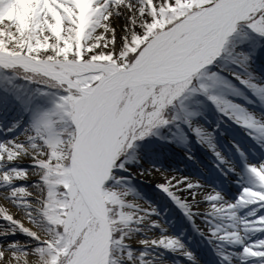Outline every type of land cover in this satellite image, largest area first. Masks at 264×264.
<instances>
[{
  "label": "snow or ice",
  "instance_id": "snow-or-ice-1",
  "mask_svg": "<svg viewBox=\"0 0 264 264\" xmlns=\"http://www.w3.org/2000/svg\"><path fill=\"white\" fill-rule=\"evenodd\" d=\"M57 2L59 3L60 0ZM178 3L180 0H139V7H135L133 0H110V2L109 0H97L93 4V12L103 9L102 13L93 16V19L102 26L97 27L96 23H92L85 32L84 38L80 40L82 51L77 55L76 46L73 44V53L68 55V61L71 64H80L90 70L84 71L82 76H72L68 83H64L62 88L57 89L61 95L55 110L44 113L35 122L34 135L28 137V145L16 142L10 145L0 144V184L12 186L17 181L28 179L27 170H4L6 165L13 164L24 156L31 157L32 166L40 170L41 184L45 185L39 219L28 211L25 213L28 217L25 223L18 220L8 208L0 207V220L7 222L13 230L11 233L2 235H14L15 232H19L34 242L32 245H22L19 241L0 242V264H34V261H39V264H116V250L111 246L108 248L105 261H97L88 254L90 247V242L86 240L88 229L79 227L78 218L85 213L92 214V207L89 203L90 192L94 190L98 196H103L110 191L117 190L116 185L119 180L115 175L116 170L125 169V161L135 148L137 141L153 135L158 129L168 128L179 122V117L173 115L170 110L176 107L177 102L185 97L186 93L203 94L219 108L221 101L210 93L209 86L201 82L198 87H193L194 83L200 79L202 71L212 65L226 50L225 45L229 42V38L240 32L242 28L264 37V0H208L206 10L190 23L186 24V17L181 16L168 24L163 32L155 28L160 21L161 10L174 9ZM121 9H127L130 13L129 25L125 27L124 34L117 38V30L112 24L114 17L121 14ZM57 11L63 15L62 9L57 8ZM76 11L78 14V9ZM138 17L142 22L138 23ZM44 18L45 15L42 13L38 22L43 23ZM47 20L49 24L54 23L51 16H47ZM180 26L186 28L193 38L186 39L185 33L177 31ZM45 36L49 37L50 45L54 43L51 30L46 31ZM196 38L207 41V47L180 66V80L167 106L153 111V122L140 129L134 138L125 143L122 154L107 164V172L103 178H94V173L105 164L102 150L105 140L116 134L114 126L101 128L99 122L94 119L97 110L103 106L107 96L119 91L125 82H130L138 74L145 72L158 58L169 55L173 46L181 45L184 48L195 46ZM7 47L9 51H13V44H7ZM63 48L64 42L60 41L55 51L49 47L47 52L42 53L39 58L56 57L63 60V55H60ZM15 51L21 52V49L16 48ZM27 52L28 48L25 47L21 54H27ZM32 55L35 56L36 53L32 52ZM244 59L247 60V57ZM101 60L105 62L104 66L92 70L91 66ZM109 61L115 65L114 69L108 64ZM0 67L15 70L14 67L5 63H0ZM105 68L115 71L116 77L109 78ZM78 80L80 81L78 86L70 87V84L75 85ZM241 83L246 84L247 81L242 80ZM187 115L195 116V113H187ZM53 122H55L54 131L58 138L65 143L70 141L77 146V152L74 155L71 154L72 150L68 149L70 153L68 162L64 169H57L61 172L60 175L52 174V168L59 161L53 159V149L46 142L47 133L43 134V139L40 138L42 127L51 128ZM184 122L193 128L197 137L204 136L199 127H193L191 120L185 118ZM240 122L245 127L260 132L264 137V123L258 124L253 117ZM29 145L34 149L40 146L43 159L36 151L29 154L27 151ZM209 146L212 147L211 144ZM97 147L101 150L93 160L92 152ZM213 151H215L214 147ZM216 155L221 158L219 152ZM49 161H51V167ZM248 170L256 182L261 184L255 173L257 170L264 171V165L250 166ZM147 175L159 177L157 187L171 198L189 220H192L194 215L193 204L200 196L209 204V213L220 211L222 195L218 192H205L198 182L186 181L182 177L177 178L160 169H154ZM48 181L57 182L55 189L47 183ZM109 181L111 184L106 187V182ZM253 191L261 193L259 205H264V186H259L258 190ZM130 192L131 189H127L123 199L124 210L130 213L125 217L127 222L140 224L148 217L158 215L154 208L143 209L137 203L128 202L126 198ZM181 192H188L193 204L182 200L179 195ZM21 193L27 197L28 189L15 188L10 192V201L17 207L30 205L28 199L26 203H17ZM53 193L55 199H53ZM244 203H250L246 190L237 203L231 204V207L236 209ZM259 222L260 225H264V217L259 218ZM152 227L160 228V225L153 223ZM260 230L264 231V228ZM77 231H79L78 236ZM211 235L215 239L217 232L213 231ZM128 239L129 236L123 232L112 234V243L118 246L119 253L126 255L131 261L133 253L127 251ZM220 239L227 241L229 237L220 236ZM140 243L145 247L159 246L169 251H181L191 264H196L194 254L186 250L177 239L165 237L159 240H141ZM234 244H240L238 237L234 239ZM242 258L245 264L248 259L264 260V241L244 247ZM223 260L226 264H231L229 256L224 255Z\"/></svg>",
  "mask_w": 264,
  "mask_h": 264
},
{
  "label": "rangeland",
  "instance_id": "rangeland-1",
  "mask_svg": "<svg viewBox=\"0 0 264 264\" xmlns=\"http://www.w3.org/2000/svg\"><path fill=\"white\" fill-rule=\"evenodd\" d=\"M70 2L74 4L73 0H71ZM207 2L208 0H195V2H193V4L190 6H185L183 8L175 10L163 11L162 21L158 22L155 25V28H159L160 30L163 29L166 24L165 18L168 15H172L175 12L181 10L186 13L184 15L185 17L196 8L202 9L203 6L207 4ZM7 16V11H5V9L1 8L0 6V21L8 18ZM87 29L88 28L85 27L83 33L73 30H65L66 34L68 35V40L65 48L66 50H62L60 55H63V57L66 56L67 51L72 54L73 44H75L76 46V54L78 55L81 50L80 40L84 38V34ZM252 35L253 37L257 38L260 37L259 35L251 33L244 28H242L240 32L230 37L231 39H229V42L225 45L226 50L223 52L224 56H227L226 61L220 60V58L218 57L212 65L207 66L202 71L200 79L197 80L193 85V87H198L201 82L207 84L209 86L210 93L216 96L221 101L219 108L211 100L209 102L206 99L202 98L200 93H186L185 97L181 98V100L177 102L179 106L184 109V112L186 114L195 113V116L187 115L186 118L188 120H191L193 127H199L203 131L205 137H215L216 133H224L225 131L222 129H215V122L218 123L219 119L222 118V116H228L230 112H234L235 115L239 117L240 121H244L249 117H253L256 119L258 124L264 122V97L259 95L256 91L258 89L264 90V66L263 69H260V67H258L256 64L258 60L264 59V48H262L259 44L253 43V41L250 39ZM205 44L207 45V41L201 40L198 43L197 47L192 50L191 56L198 54L205 46ZM251 46H253V49ZM244 57H247V60H245ZM227 59H235V62L233 64H229ZM100 64L103 65L105 64V62L99 61L98 63L92 65L91 69L94 70L99 68ZM226 64H228L226 67L229 69V71H231V75L233 78L226 76L224 72L220 71V68L225 66ZM53 66L56 68H61L58 63L53 64ZM87 70L90 69L87 67L77 66L73 68L72 71L65 72V74L67 75V77L71 78L72 76H82L83 72ZM0 71V142L2 143L3 138L5 137L7 132L11 131L13 128L17 129V132H22L23 130L28 129V127L30 128L29 130L34 129L33 125L40 118V116H42L44 113H50L55 110L56 104L59 102L61 93L57 90H50L49 88L41 87L39 88L40 94L42 95L41 101L34 102L31 100V102H28L30 101V99H28L29 97L26 95V92L21 93L20 89L18 90L17 94L15 90H12L13 92L10 90L12 83L2 77V75H7L6 70L0 67ZM25 71H28L31 74H36V72L32 70ZM47 75L51 78L59 80L62 84H64V78L60 77L59 75L56 76L51 73H47ZM179 80L180 78L173 79L172 81L167 83H143L125 88V90L121 93L120 97L117 100V105L113 110V114L110 117L109 124L107 126V128L114 126L116 128V134L113 137L107 138L105 140L102 149L104 152L105 164L100 169V176L104 175V171L107 172V164L113 162L116 158L119 157L120 154H122L125 143L129 141V139L134 138L140 129L149 126L150 123L153 122V111L161 110L163 106H167V102L171 98L174 88L178 84ZM242 80L247 81V83H241ZM77 82L78 84H80L79 80ZM10 91L14 94H11ZM254 97H256V100ZM192 98H195L196 100H193L192 102ZM247 103H250L251 105H253V107H248ZM214 112L215 115L212 114ZM96 120L99 122V126L101 128H105L102 116H98ZM227 127L230 128L229 130H231V132L235 130V128L230 127V125L228 124ZM243 127L245 126L241 122V126H239L238 129L241 128L240 130L251 136L252 140L254 138H261L256 135V133H250ZM54 129L55 122L52 123L51 128L42 127L41 137L44 138L43 134L47 133L46 142L49 144V147L53 149V156L57 157L62 166H65L70 158L68 149H71L73 151L71 142L65 143L61 141L55 134ZM172 129L170 128V130ZM174 129H177L176 131L178 132L179 127H175ZM158 131L159 129L156 130L153 135H149L145 139L137 141L135 148L131 151L126 161L138 160L140 162H144L141 157L146 156L147 152L145 150L149 149L151 146H159V144L157 143H155L156 145H154V140L155 138H157L156 134H158ZM201 139L202 137H197L195 132L193 131V128H190L187 124L186 128L182 130L181 134L177 136L170 135L169 139H164V141L168 142V145L174 147L175 149H178L181 152L176 153L171 149L165 148L162 151L157 150V148H153L154 150L150 149L148 153L153 156L152 158L154 160L149 161L148 164L152 169L162 170V166L159 163L163 162L165 165L174 169L177 166H191L186 161V159H188L195 166L200 167L202 170H205L194 157H191V159L189 157L190 153L195 152L194 148H192V146L195 145V147H197L198 151L201 153L203 159L205 161L207 160L210 164H214V162L211 159H208L199 149L198 146L201 143L200 141H202ZM94 149L96 150L97 157L101 149L99 147ZM185 150L188 151V153ZM254 150L255 158L259 157V159L262 160V158H264V148L257 145ZM182 156H185L186 158L183 163ZM248 166L249 165H246V167L249 169ZM172 169L165 170L171 173ZM122 170L123 169L116 170L115 172V175L119 180V183L116 185L117 190L110 191L109 193H107V195L101 196L103 198L102 200L106 209V218L110 216L111 219V225L109 223L110 238L108 240L107 252L109 246L113 247L116 250V254L121 259V264H141V260H143V264H146L145 258L143 257L145 251H134L130 248L129 245H127V251H131L133 253V259L129 261L126 255L119 253L118 246L112 243V234L115 233V227L119 229L116 230V232H123L125 235L129 236V239H133V236L138 229L137 224H130L125 220V217L130 213L125 212V206L121 202L124 199V194L126 193L127 189H131L129 196L126 198L129 202L137 203L141 205L143 209H149V207L154 208L158 215L162 216V219L164 220L163 222H165L166 224H170L169 226L172 228L176 227V224L171 223L174 217L168 221L164 213L170 211L169 214L172 215L174 214V211H171L170 208L165 207L161 212L156 200L161 198L160 195L155 191H151L149 193L148 190H145L143 188V184L137 187L135 191V189L132 187L130 178L126 176ZM247 172L250 179L253 182H256L255 178L251 175L249 170H247ZM255 175L263 184L264 177L262 171L257 170ZM110 184L111 181L106 182V187ZM53 189H55V187ZM134 193H137V195H140L141 197L139 198L135 196ZM233 194L234 190H230L229 193L227 192V195L231 199H234ZM147 196H149L150 199L154 198V200H149L148 198H146ZM132 197H135L136 200L134 201V198ZM53 199H55L54 193ZM114 203L116 204V209H112ZM251 212L252 216H246V213L244 211L242 213V217H244V219L250 217L252 219L251 221L255 222H259V218L264 217V209L259 211L258 208L257 211L252 210ZM108 213L110 215H108ZM53 214L55 213L53 212ZM78 225L81 228L88 229L86 240L87 238L93 236L101 228L100 221L95 216H92V214L88 215L87 213L78 218ZM261 228H264V226H262ZM261 233L264 234V231H262ZM76 235H79V231H77ZM94 248L95 245H92V247L89 249L88 254H90L94 250ZM203 255L206 257L205 254ZM213 264L215 263L213 262Z\"/></svg>",
  "mask_w": 264,
  "mask_h": 264
},
{
  "label": "bare ground",
  "instance_id": "bare-ground-1",
  "mask_svg": "<svg viewBox=\"0 0 264 264\" xmlns=\"http://www.w3.org/2000/svg\"><path fill=\"white\" fill-rule=\"evenodd\" d=\"M70 1L71 0H60V2L58 3L57 0H3L2 2H6V5H4V9L5 11H7L8 18L0 21V26H2L0 27V52L8 55V57L13 58L18 63H20L21 66L24 62L26 65L28 64V67H35L34 64H36L43 68H47V64L53 65L55 61H59L62 64L65 63V66L68 69L71 66L78 65L71 64L68 61V55L71 54L68 51L66 52V56L63 57V60H60L56 57H48L45 59L39 58L42 53L47 52L49 47L53 48V50L55 51V49L59 47L60 41L64 42L63 50H66L65 48L68 40V35L66 34L65 30H73L83 33L84 28H89L92 23H96L97 27L102 26L93 19V16H96L98 15V12L102 13L103 11L101 10V8L93 12V4H95L97 0H76V4H73ZM193 2H195V0H180V3H178L176 8H168L167 10H175L183 8L185 6H190L193 4ZM133 4L135 7H139V0H133ZM57 8L63 10V15L61 14V12L57 11ZM77 9L78 14L76 11ZM167 10H161L159 22L162 21L163 11ZM42 13L45 15V18L43 23H39L38 20ZM47 16H51L54 20V23L49 24ZM129 16L130 13H128L127 9H121V14L114 17L112 26L117 30V38L124 34L123 32L125 27L129 25ZM104 18L106 19V17ZM137 21L138 23L142 22L139 17L137 18ZM48 30H51L52 39H54V43L51 45L48 43L49 37L45 36V32ZM185 30L186 31L184 32L186 33V39H192V34L188 32L187 29ZM196 39L198 44L200 39ZM7 44H13V51L8 50ZM197 44L195 46L183 49L179 55L186 56L181 57V60H186L187 62L207 47V45L205 44V46L198 54H196L195 56H191L190 52L194 47L196 48ZM25 47L28 48V52L27 54L22 55L21 53L23 52V49ZM16 48H20L21 52H16ZM81 51L82 46L80 52ZM32 52H35L36 55L33 56ZM187 53H189L190 55H188ZM108 63L109 65H112L110 61ZM112 67H115V65H112ZM46 70V72L53 74L49 68H47ZM109 72L111 73L112 71ZM56 74L61 75V72H58ZM116 105L117 101L115 105L112 104V106H109L108 101L106 100L103 106H101V108L97 110V114L95 116L100 115L103 117L105 128H107L109 124V119L112 116L113 110ZM29 129L30 128L28 127V129L23 130L22 132H17V129L13 128L6 134L1 144L10 145L12 142H16L28 145V137L30 135H34V129ZM246 129L249 130V132L256 133V135L261 137L259 139H256L254 143L264 148V137H262L261 133L247 127ZM40 138L43 139L41 136ZM232 140L235 141V148L240 151V154L236 155L234 153H231L234 151L229 150L228 160L221 161V163L219 164V171L222 173L229 186L240 185L242 187V190L238 192V196L235 199H231L228 195H226L222 186L218 184L214 185L212 184V182H207L203 178L199 177V172H192L187 168L173 169V173H169L166 170H161L166 174L175 175L177 178L182 177L186 181L191 180L194 182H198L203 186L205 192H218L223 197V200L219 205L220 211L209 213L208 210L210 206L206 201L203 200L202 196L198 197L195 204H193L192 197L188 192L179 193L182 200L193 204L194 213L192 220H190L194 226V233L191 234L192 239H181L179 241L185 246L186 250L194 254L196 258V264H206L200 259V252L205 249H207L208 252L214 257L217 256V259L221 260L222 264H226V262L223 260V257H221L224 255L230 257L231 264H245L244 259L242 258L244 247L253 246L260 241H264V234H262V231L260 230V228L264 225H260V222L251 221L252 219L250 217L244 219L240 211L241 208H244V210H246V216H252V210L257 211L259 206L264 207V205H259L261 193L253 191L258 190L259 186H264V183L256 184L252 182L246 175L247 168L245 167L243 169V165L245 166V163H251V165L257 167L264 165V158L259 162L251 160L245 155L244 144H239L236 140ZM218 143L219 141H204L205 147L208 150L204 152V155H206V157L208 158L213 157L211 154L214 153L213 147L216 150L218 148ZM245 143H248V139ZM209 144H211L212 147H210ZM71 147L73 148L74 155L77 152V146L71 143ZM27 151L29 154H31L33 151H36L37 154L40 155L41 159H43V154L40 151V146L34 149L31 145H29ZM193 156H197V154H193ZM91 158L93 160L96 159L95 149L92 152ZM141 158H146L149 160V158H151V155L148 154L147 156ZM53 159H57V157L53 156ZM135 162L136 161H133L132 163ZM49 164L51 167V161H49ZM8 169L27 170L28 179L17 181L15 185L12 186L0 184V207L8 208L18 220H22L25 223H27L28 220V217L25 215V213L28 211H31L32 215L35 216L36 219H39V211L41 209L45 193V185L41 184L40 180V170L32 166L31 157L24 156H21V159L16 161L15 163L6 165L4 170ZM57 169H64V166L61 165L60 161L55 167L52 168L53 175L61 174V172L57 171ZM153 170L154 169L146 171V180L148 181V183H150V185L157 186L159 177L155 175H147V173H150ZM210 172L211 168L206 167V171H202L200 173L208 178L207 174H209ZM105 174L106 171H104V175ZM262 174L264 177V171H262ZM103 176H100V170L94 173V178H103ZM47 183H49L52 188L56 187L57 184L56 181H48ZM19 187L27 188L28 195L26 197L25 194L21 193L17 203H26V199H28L29 203H31L30 205L26 204V206L24 207H17L16 204L10 201V192ZM245 190L247 191V198L250 203L241 204L239 208L233 209L231 207V204L237 203ZM168 198L171 200L170 197ZM90 200L94 206L96 213L101 218L104 217L106 215L105 205L100 200V196H98L94 190L90 192ZM176 208L178 209V212L180 214L185 215L184 212L177 206ZM99 220L100 222L102 221L101 219ZM153 223H158L160 225V228H153ZM137 225L138 229L133 236V239H129L127 242L132 250L145 251L143 257L145 258L146 264H191V262L187 260V258L181 251H169L159 246L145 247L140 243L141 240L151 241L159 240L165 237L178 240V238L174 236V230L169 228L168 226L163 225V221L160 215L150 216L142 223ZM28 226L31 227V225ZM12 231L13 230L11 226L7 222L0 220V242L8 243L19 241L22 245H32L34 243L28 237L19 232H15L14 235H2L4 233H11ZM213 231L217 232V237L215 239L212 238L211 235ZM220 236H228L229 239L227 241H223L220 239ZM236 237L239 238L240 244H234V239ZM109 238V231L103 224L99 231H97L93 236L87 238V240L90 242L89 249L92 247V245H95L94 250L89 254V256L97 261H105L108 254L107 247ZM249 260L257 263L256 259ZM34 264H39V261H34Z\"/></svg>",
  "mask_w": 264,
  "mask_h": 264
},
{
  "label": "water",
  "instance_id": "water-1",
  "mask_svg": "<svg viewBox=\"0 0 264 264\" xmlns=\"http://www.w3.org/2000/svg\"><path fill=\"white\" fill-rule=\"evenodd\" d=\"M206 10V6H204L202 9L197 10L186 16L185 23H190L192 20L197 19L198 16ZM186 28L183 26L178 27L177 31L184 33ZM188 31V30H187ZM163 32V31H161ZM187 38V37H186ZM183 42H181L182 44ZM180 46V47H179ZM186 49L182 47L181 45H175L171 49V52L169 55H166L164 57L158 58L154 63L143 73L138 74L136 77H134L130 82H125L119 89V91L115 92L114 94H110L107 96L106 100L108 101V105L112 106V104L115 103L121 92L125 89V87L128 86H135L142 83H156V82H168L172 81L173 79L180 78L179 75V69L180 66L183 65L186 60H181V57H184L186 55L180 56V52ZM174 53V54H173ZM189 55V53H187ZM0 60L3 62H16L13 58L8 56H0ZM115 68V67H113ZM105 71L107 72L109 78L116 77L117 73L115 71H112L111 73L108 71L107 68H105ZM105 100V101H106ZM89 203L92 207V213L98 218L101 219V226L104 224L108 229V223L106 221L105 216L100 217L95 209L94 206L89 199Z\"/></svg>",
  "mask_w": 264,
  "mask_h": 264
},
{
  "label": "trees",
  "instance_id": "trees-1",
  "mask_svg": "<svg viewBox=\"0 0 264 264\" xmlns=\"http://www.w3.org/2000/svg\"><path fill=\"white\" fill-rule=\"evenodd\" d=\"M187 12V11H186ZM185 13H184V11H177V12H175L174 14H172V15H168L167 17H166V25H168V24H170V23H172L174 20H176V19H179L181 16H183ZM223 56V55H222ZM221 56V57H222ZM225 57V56H224ZM224 57H222V58H220V59H223ZM17 73L19 72V74H17V76H18V78H23V77H25L26 75H25V73H23V72H21V71H16ZM21 74V75H20ZM23 75H25V76H23ZM176 107H177V105H176ZM115 232H116V229H115Z\"/></svg>",
  "mask_w": 264,
  "mask_h": 264
},
{
  "label": "flooded vegetation",
  "instance_id": "flooded-vegetation-1",
  "mask_svg": "<svg viewBox=\"0 0 264 264\" xmlns=\"http://www.w3.org/2000/svg\"><path fill=\"white\" fill-rule=\"evenodd\" d=\"M3 1V0H2ZM0 2V6H4V5H6V2ZM101 10H103V9H101ZM100 12H98L97 14H99Z\"/></svg>",
  "mask_w": 264,
  "mask_h": 264
}]
</instances>
